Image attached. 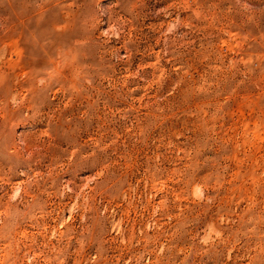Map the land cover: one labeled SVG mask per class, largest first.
Here are the masks:
<instances>
[{
	"label": "rangeland",
	"instance_id": "374dc122",
	"mask_svg": "<svg viewBox=\"0 0 264 264\" xmlns=\"http://www.w3.org/2000/svg\"><path fill=\"white\" fill-rule=\"evenodd\" d=\"M0 264H264V0H0Z\"/></svg>",
	"mask_w": 264,
	"mask_h": 264
}]
</instances>
